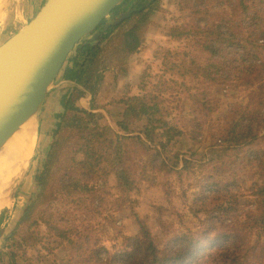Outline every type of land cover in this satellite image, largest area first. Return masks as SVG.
<instances>
[{
  "label": "trees",
  "instance_id": "16d2710c",
  "mask_svg": "<svg viewBox=\"0 0 264 264\" xmlns=\"http://www.w3.org/2000/svg\"><path fill=\"white\" fill-rule=\"evenodd\" d=\"M160 2L124 0L98 27L99 36L95 40L83 39L76 53L70 55L62 79L83 87L95 99L104 80V48L107 53L106 50L113 46L107 65H113L112 60L120 63L122 52H132L142 42L144 32L160 9ZM177 3L182 20L171 24L165 36L172 42L189 41L177 53L170 49L166 51L163 72L169 73L168 82L182 86V93L193 101L202 116L216 109L213 87L231 78L236 67L234 57L240 52L243 56L242 74L235 75L239 81L254 88L250 90L246 104L233 105L228 112L221 144L216 146V152L208 161L215 160L224 165L242 157V164H250L258 179L246 188V192L253 199L255 208L241 217L239 196L230 188L232 181L219 189L209 181L201 186L195 199H200L205 214H209L210 204L219 213L221 220L217 224H221V230L215 240L220 239L221 244L207 255L206 261H199L194 256L199 240L190 228L164 243L143 226L141 234L132 239L131 249L127 246L124 263L264 264V62L261 51L253 43L255 38H264V0H177ZM127 11H131L127 17L104 29L107 23ZM249 60L252 63L247 64ZM174 94L180 95L179 92ZM118 102L123 109L116 125L122 133L112 139L106 134L107 126L102 123L105 116L97 111L99 106L86 109L73 101H65L36 176L37 195L26 207L20 228L7 239L9 247L17 251L24 247L37 248L56 238L71 249L67 264H91L90 260H98L100 256L101 248L97 242L81 241L72 224H60L52 213L39 209L40 205L58 197L78 206L84 204L83 197H92L94 201L99 196L98 181L102 180L106 185L111 178L122 201H126L127 195L141 183L156 184L150 180L148 172L151 170L155 175L169 171L181 174L186 169L192 172L188 164L177 170L179 154L173 152L170 145L183 134V129L168 120L173 112L169 106H164L162 98L153 95L146 99L140 94H132ZM60 159L59 175L52 182L51 169ZM102 219L105 228L107 225L116 228L114 215L106 214ZM251 229L256 231L253 236L243 233ZM0 254L4 258L2 264H6V260L8 264H20L18 252L1 250Z\"/></svg>",
  "mask_w": 264,
  "mask_h": 264
},
{
  "label": "rangeland",
  "instance_id": "374dc122",
  "mask_svg": "<svg viewBox=\"0 0 264 264\" xmlns=\"http://www.w3.org/2000/svg\"><path fill=\"white\" fill-rule=\"evenodd\" d=\"M44 1L12 0L4 13L3 22L0 23V44L32 18ZM177 4V0H161L160 9L144 32L142 42L134 51L122 52L123 60L120 63L112 60L113 65H107V58L113 46L106 50L107 53L104 48L102 57L104 80L95 99L85 92L83 87L71 82L62 83L60 77L56 79L35 124L36 144L27 170L29 185L22 182L16 190L13 203L8 207V213L5 212V208L0 212V228L3 229L4 235L8 234L15 222L11 235L20 228L21 220L17 221L20 211L25 203L29 204L37 195L36 176L42 167L52 131L57 126L58 116L66 100L86 109L94 105L99 106L97 111L105 116L102 123L107 126L106 134L112 139H117L122 131L116 122L121 118L123 109L118 100L132 94H140L146 99L153 95L159 96L164 101V106H169L168 109L173 112L168 120L183 129V134L176 137L170 145L173 152L179 154L180 165L177 170L184 164H188L192 172L194 170V175L187 169L181 174L169 171L156 175L155 171L151 170L148 172L150 180L156 184L141 183L140 187L127 195L126 201H122L120 191L114 187L111 178L106 185L102 180L98 181L99 196L94 198V201L91 200L92 197H83L84 204L78 206L58 197L40 205L39 209H46L48 213H52L53 218L60 224H72L80 234L78 237L81 241H86L87 244L97 242V246L101 248L100 256L98 260H90L91 264H126L124 263L126 248L129 246L131 249L132 239L141 234L143 226L164 243L190 228L195 239L199 240V245L194 249V256L199 261H206L207 255L221 244L220 239L215 240L221 230V224H217L221 220L219 213L216 212L214 205L210 204L209 214H205L201 210L200 199H195V194L201 191V186L209 181L214 182L213 186L217 189L232 181L233 186L230 188L239 196L241 217H245L249 209L255 208L253 199L246 192V188L258 179L251 165L242 164V157L233 162L229 160L224 165L215 160L208 161L211 154L216 152V146L221 144L222 128L228 121V112L233 105L246 104L249 92L254 88L239 81L235 75L242 74L240 68L243 56L240 52L234 57L236 67L231 78L213 87L212 95L217 102L216 109L209 115L202 116L193 101L182 93V86L168 82L170 75L163 72L166 68L164 66L166 51L170 49L177 53L176 51L189 41L172 42L165 36V31L171 24L182 20ZM254 42L261 51L260 57L264 62V38L262 40L255 38ZM252 60L246 63H252ZM254 61L260 63L259 60ZM161 78H164V81H159ZM174 92H179L180 95L176 96ZM61 164V159L53 164L52 182L58 177ZM106 214L116 217V228L110 225L105 228L102 216ZM41 227L46 230L44 226ZM243 233L247 235L251 233L253 236L256 231L251 229ZM8 238L0 239V251L18 252L17 260L20 264L68 263L71 249L56 238L49 239L46 244L37 248L24 247L20 251L9 247L6 242ZM3 260L4 258L0 257V264L4 263ZM5 262L8 264V260Z\"/></svg>",
  "mask_w": 264,
  "mask_h": 264
},
{
  "label": "water",
  "instance_id": "95a60500",
  "mask_svg": "<svg viewBox=\"0 0 264 264\" xmlns=\"http://www.w3.org/2000/svg\"><path fill=\"white\" fill-rule=\"evenodd\" d=\"M123 1L45 0L32 18L0 44V156L27 124L35 126L56 79L69 82L62 79V71L70 55L83 39L99 36L98 27ZM130 12L104 29L118 24ZM21 183H16L14 196ZM28 205L25 203L17 221ZM15 224L6 235L0 228V239L8 238Z\"/></svg>",
  "mask_w": 264,
  "mask_h": 264
},
{
  "label": "bare ground",
  "instance_id": "6f19581e",
  "mask_svg": "<svg viewBox=\"0 0 264 264\" xmlns=\"http://www.w3.org/2000/svg\"><path fill=\"white\" fill-rule=\"evenodd\" d=\"M9 2L10 0H0V23L5 18L4 13L11 4L7 7ZM36 138L35 126L27 124L0 156V212L12 204L16 183L19 180H22L24 185H29L27 170Z\"/></svg>",
  "mask_w": 264,
  "mask_h": 264
}]
</instances>
